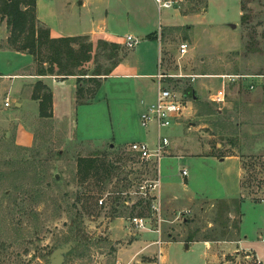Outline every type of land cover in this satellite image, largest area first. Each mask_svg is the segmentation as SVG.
<instances>
[{
    "label": "rangeland",
    "instance_id": "374dc122",
    "mask_svg": "<svg viewBox=\"0 0 264 264\" xmlns=\"http://www.w3.org/2000/svg\"><path fill=\"white\" fill-rule=\"evenodd\" d=\"M83 1L44 3L65 30L77 31L85 19L108 18L115 39L132 35L140 40L134 49L120 46L114 58L110 48H98V41L91 62L84 66L93 72L99 65L105 72L128 56L136 60L141 72L162 70L168 75L163 81L169 87L184 95L193 90V97L185 95L189 111L186 120H181L183 126L162 131L171 139V150L175 144L187 151L191 148L186 145H194L196 154H235L243 161V191L237 200L241 199L244 218L233 212L219 215L218 202L199 201L179 212L164 207L167 222L162 246L168 264L206 263L203 244L185 251L182 244L168 243V234L177 238L197 233L198 239L229 243L247 237V246L253 249L249 251L263 256L258 231L264 228V0H183L162 13L154 0H85L86 5H81ZM9 37L6 21L0 17V75L35 73L38 66L33 58L16 52ZM182 44L189 46L184 57L180 55ZM232 75L239 78L232 82L227 78ZM140 80L151 81L111 79L98 99L83 97L82 102L91 107L82 109L77 117L59 110L51 119L27 117L36 112L32 103L19 110L11 99L12 107L6 108L5 100L12 91L0 87V264H50L54 251L67 245L71 251L63 264H117L111 224L118 219L113 213L116 202L120 218L128 221L131 216L133 205H125V193L136 183L126 181L128 176L140 175L139 183L160 176L162 198L163 191L166 196L181 197L195 191L209 199L226 195L222 171L209 160L166 159L159 171L156 164H142L131 154L133 142L153 145L157 138L154 128L144 131L140 124V115L153 101L146 98V105L138 106L128 85H122ZM11 81L0 77V84L16 83ZM216 92L223 99L219 103L211 102ZM19 124L32 126V147L16 144ZM92 156L113 165L109 183L82 181L78 160ZM183 167L190 172L187 181L181 177ZM233 200L224 199L232 210ZM239 224L241 234L236 230ZM151 238L158 240L154 234ZM245 252L228 255V264H256L255 257Z\"/></svg>",
    "mask_w": 264,
    "mask_h": 264
},
{
    "label": "crops",
    "instance_id": "0c3cea01",
    "mask_svg": "<svg viewBox=\"0 0 264 264\" xmlns=\"http://www.w3.org/2000/svg\"><path fill=\"white\" fill-rule=\"evenodd\" d=\"M81 5H86L85 0L81 3ZM139 12L143 14V10L141 8H138ZM159 11V10H158ZM163 12V11H162ZM159 12V13H162ZM129 13V12H128ZM141 14V15H142ZM144 16V15H142ZM37 17L38 22L43 27L49 29L50 36L52 39H61V38H75V37H85L89 40L90 43L95 44L98 41H106L111 44H116L119 46L124 45L125 39H115V36L113 32H111L109 27V20L108 18L96 20V18H90L85 19L81 24L79 25L78 30H65L61 26V22H58L57 19H55L54 16H51L48 13V10L46 9V5L44 3V0H37ZM145 17V16H144ZM141 20V18H138ZM169 25V24H168ZM77 29V28H76ZM138 39V38H137ZM139 40V39H138ZM98 42V43H99ZM140 42V40H139ZM150 44H152V41H149ZM97 46V45H96ZM125 46V45H124ZM152 46V45H151ZM121 48V47H120ZM96 50V48H95ZM120 53V51H119ZM20 55V54H18ZM84 74H91L90 70L86 67H84ZM162 71V70H161ZM159 71V72H161ZM19 72H16L13 75H0V77L11 79L12 81L15 79L16 83H9L4 84L1 83L0 87L10 89L12 92L9 95L10 99L15 100V106L19 110H23L25 103H32L36 107V112L32 114H27L31 117L34 116V118H40V102L35 101L32 99L34 87L38 81H43L44 84L49 86L53 91V112L54 117H57L59 114L58 111L60 110L61 114H67L69 113L70 117H72L74 114H76V117L79 115V112L82 109H85L87 107H91L90 105H78V96H77V89H78V80L81 78L88 79L91 76H72L69 78L64 79L60 76H38L35 73L31 74H18ZM103 74V73H102ZM159 73H148V72H141V69L138 66V63H136V60H131L128 56L123 57L122 60L119 61V64L112 70L110 76H94L96 79L100 81V89L98 90V94L96 96V99H98L99 95L103 93V90L105 88V85L107 81L111 79L116 78H122V79H150L149 82H144L140 80L139 83H124V85H128V89L131 92V94H134L135 101L140 106L141 104L146 105V98L151 101L155 100L156 92L158 89V83L156 80V76ZM103 79H105V82H103ZM26 87L24 88V86ZM83 83L81 84V86ZM26 90H24V89ZM122 88L119 87L118 90ZM27 92L30 94V97L24 96L23 92ZM151 96V97H150ZM13 97V98H12ZM150 97V98H149ZM223 99H221L218 96V93L216 92L214 96H212L211 102L219 103ZM62 111V112H61ZM63 111H65L63 113ZM189 110H187L188 112ZM144 112V111H143ZM142 112V113H143ZM191 114V113H190ZM19 116V115H18ZM42 119V118H41ZM186 120L185 118L182 119ZM182 121L176 125L181 126ZM77 122V120H76ZM190 125H196L195 123H190ZM183 126V125H182ZM144 130V129H143ZM145 131V130H144ZM185 135V134H184ZM35 141L34 132L32 129V126H24L23 124H19L17 130H16V144L20 147L29 148L32 147ZM182 146V144H180ZM187 147L191 148V150H181L178 144H175L171 152L168 151V154L164 160L169 159H198V160H209L213 164H216V169L219 171H222L221 173V182L222 185L226 188V195L221 199H209L205 195L199 196L195 191L190 192L189 195H185L184 197L178 196L176 194L174 195H165L163 191V198L162 203L163 207L168 208L170 211H178L188 209L190 206H194V204L198 203L199 201L202 202H210L212 205L215 202H218L220 200L224 199H237L241 198L240 194L243 191L242 183L244 179V173L245 168L243 165L242 158L239 155H228L225 157H218L215 154H208L207 152H202L201 154H196L195 150L196 146L194 145H186ZM193 149V150H192ZM188 168L183 167L181 169V174L183 170H187ZM160 171V166L159 169ZM188 171V170H187ZM190 176V172L188 171V176H183L182 178H185V180H188V177ZM140 178V175H133L132 180ZM185 186H188L186 184ZM162 187V182H161ZM191 189V188H190ZM192 206V207H193ZM264 208V205H261ZM244 218V217H243ZM122 222V224L118 225L117 222ZM264 221V220H263ZM243 223V221H242ZM264 225V223L262 222ZM242 228V224H241ZM111 230H112V236L111 238L116 243L117 247V259L118 263L120 264H168L167 257L163 256V246L161 247L162 255L159 257V247L155 245V241L151 237L154 234L151 231H140L133 228L130 223L125 220L124 218H118L111 224ZM127 232V233H126ZM242 232V229H241ZM259 234L261 235V241L262 236L264 235V228L259 229ZM192 233H187L185 237H183V234L177 238H175L172 234H168V243H177L182 244L184 246L185 251L191 252L196 245H204L206 247V254L205 264H228L229 257L228 255H232L234 253L240 254L243 251H246L245 253L247 255H251L255 257V259L263 260L264 255H260L258 251H249L253 250L252 248H249L247 246V237H242V239L233 240V242L228 241H212V240H195L194 242H188V237ZM155 235V234H154ZM243 236V233H242ZM151 239V240H148ZM263 245L264 242L262 241ZM263 262V261H262ZM264 263V262H263ZM185 264H192L190 262Z\"/></svg>",
    "mask_w": 264,
    "mask_h": 264
},
{
    "label": "trees",
    "instance_id": "16d2710c",
    "mask_svg": "<svg viewBox=\"0 0 264 264\" xmlns=\"http://www.w3.org/2000/svg\"><path fill=\"white\" fill-rule=\"evenodd\" d=\"M0 17L6 21L10 31L9 44L16 52L24 53L33 58L38 66L36 71L38 76H60L64 79L78 75L91 76L88 79L81 78L78 80L77 96L79 105H88L87 102H82L83 97L86 95L96 98L101 85L100 81L94 76H110L112 70L119 64V62L115 63L114 67L107 69L105 72L97 65L98 69L91 74H84V65L92 60V53L95 49L94 44L90 43L85 37L52 39L49 29L38 22L37 0H0ZM102 47L110 48L111 58L116 57L120 51L119 45L106 41L99 42L98 48L101 49ZM45 52H47L46 57L44 56ZM185 95L193 97V90L188 89L185 91ZM53 97L52 89L43 81L36 83L32 99L40 102V117L42 119L53 118ZM113 172V165L99 156L81 157L78 160V173L83 182L95 180L98 183L106 184L111 181ZM126 181L133 185L137 182V179L132 180L131 176H128ZM81 199L79 198L80 201ZM86 202H88V199ZM218 204L219 215L233 212V214L244 216L241 213V199L233 200L234 210H232L231 204L224 200L218 201ZM114 206L113 213H116V218L123 217L118 214L119 202H116ZM147 209L148 203L139 201L133 205L131 217L135 216V213H138L139 216L146 215ZM236 230L241 234V224ZM196 239L216 241L209 237L198 239L197 233L190 234L187 241L194 242Z\"/></svg>",
    "mask_w": 264,
    "mask_h": 264
},
{
    "label": "built area",
    "instance_id": "2783aa9c",
    "mask_svg": "<svg viewBox=\"0 0 264 264\" xmlns=\"http://www.w3.org/2000/svg\"><path fill=\"white\" fill-rule=\"evenodd\" d=\"M157 4L159 12L163 10L175 9L177 5L183 2V0H154ZM139 44V40L128 35L125 37L124 45L128 49H134ZM188 44H182L180 46V55L184 57L188 54ZM168 78V75L159 73L156 76L158 83V89L156 92L155 100L147 109L140 115V124L145 131L154 128L157 131L156 142L151 145L147 141L133 142L129 151L138 159L142 164H156L160 166L163 159L166 158L168 151L172 146L171 139L164 136L162 131L171 129L175 125H178L185 116V112L188 109L189 101L187 97L176 91L174 88L169 87L163 80ZM171 78V77H170ZM173 78H176L173 76ZM196 77H192L195 80ZM232 82L237 80V76H227ZM6 108L12 107L11 99L8 97L4 103ZM183 176H188V171H182ZM128 197V201L125 205H135L139 201L148 203L147 214L139 216L138 213L129 217L128 222L136 230L151 231L158 236V240L155 241V245L159 247V257H161V247L164 243V225L166 224L162 195H161V180L160 176L154 181H143L142 183L136 182L132 186L128 193H125ZM134 198L137 201H133ZM100 204H104V199L100 201ZM264 242V235L262 236ZM250 256V254L248 255ZM120 264V263H117ZM256 264H264L261 260L256 259Z\"/></svg>",
    "mask_w": 264,
    "mask_h": 264
},
{
    "label": "water",
    "instance_id": "95a60500",
    "mask_svg": "<svg viewBox=\"0 0 264 264\" xmlns=\"http://www.w3.org/2000/svg\"><path fill=\"white\" fill-rule=\"evenodd\" d=\"M235 26V25H233ZM71 251V246L67 245L63 248L57 249L50 257V264H63L65 255H67Z\"/></svg>",
    "mask_w": 264,
    "mask_h": 264
}]
</instances>
